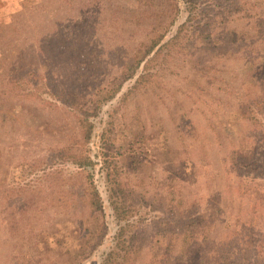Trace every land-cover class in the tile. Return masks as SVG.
<instances>
[{
	"label": "rangeland",
	"instance_id": "1",
	"mask_svg": "<svg viewBox=\"0 0 264 264\" xmlns=\"http://www.w3.org/2000/svg\"><path fill=\"white\" fill-rule=\"evenodd\" d=\"M200 1L0 0V264H264V0Z\"/></svg>",
	"mask_w": 264,
	"mask_h": 264
},
{
	"label": "trees",
	"instance_id": "2",
	"mask_svg": "<svg viewBox=\"0 0 264 264\" xmlns=\"http://www.w3.org/2000/svg\"><path fill=\"white\" fill-rule=\"evenodd\" d=\"M174 6L172 12L175 13V16L180 14L181 8H180V4L179 3H183L184 7L186 9V11L188 12V17L186 22L184 23V25H182V28L185 27L187 25V23L192 20V17L196 16V11H197V6H199L200 4V0H170ZM195 11V12H194ZM163 40L162 36H159L158 39L153 40L149 47H147V56H150L151 54L154 53L153 57L160 55L163 52V49L165 48V45H161V42ZM137 66H139V63L137 64ZM138 71V67L134 68L133 73L131 74L130 77L133 78V76L135 75V73ZM144 75L140 76L139 79L143 78ZM91 191L93 193V201H94V205L96 206V208H99L101 200L99 197V192L97 191L96 187L91 183ZM98 198V200H97ZM117 214H118V210L116 208ZM111 257H114L115 252H111L109 254ZM105 264H109L108 261H105Z\"/></svg>",
	"mask_w": 264,
	"mask_h": 264
}]
</instances>
